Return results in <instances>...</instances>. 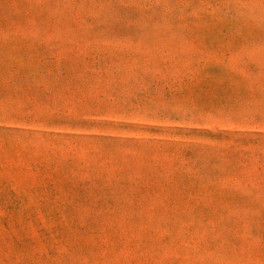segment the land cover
<instances>
[{
    "label": "rangeland",
    "instance_id": "obj_1",
    "mask_svg": "<svg viewBox=\"0 0 264 264\" xmlns=\"http://www.w3.org/2000/svg\"><path fill=\"white\" fill-rule=\"evenodd\" d=\"M0 264H264V0H0Z\"/></svg>",
    "mask_w": 264,
    "mask_h": 264
}]
</instances>
